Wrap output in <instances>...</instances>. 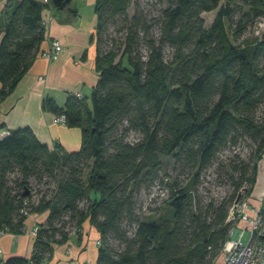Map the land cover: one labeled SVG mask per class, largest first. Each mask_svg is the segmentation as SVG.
<instances>
[{
  "label": "trees",
  "instance_id": "16d2710c",
  "mask_svg": "<svg viewBox=\"0 0 264 264\" xmlns=\"http://www.w3.org/2000/svg\"><path fill=\"white\" fill-rule=\"evenodd\" d=\"M133 2L95 1L98 78L89 98L42 101L43 111L80 129V147L50 148L27 126L0 137V233L20 234L28 216L47 212L30 256L0 264H46L85 221L99 234L95 264H213L229 239L230 210L240 190H252L264 153V0H166L150 19L137 2L129 16ZM46 7L5 0L0 103L41 52ZM211 11L205 26L201 14ZM110 27L120 41L109 37ZM248 27L255 36L239 41ZM244 139L252 143L246 160H219ZM165 158L178 173L156 185L168 196L157 215L141 219L136 195L158 178ZM212 166L233 192L204 201L200 178Z\"/></svg>",
  "mask_w": 264,
  "mask_h": 264
},
{
  "label": "crops",
  "instance_id": "0c3cea01",
  "mask_svg": "<svg viewBox=\"0 0 264 264\" xmlns=\"http://www.w3.org/2000/svg\"><path fill=\"white\" fill-rule=\"evenodd\" d=\"M42 2V0H39ZM96 0H68L57 9L52 0L42 13L45 39L40 51L46 50L53 39H58L63 51L50 61L37 56L12 93L0 103V131L29 127L39 141L53 148L60 144L68 151L81 144V131L53 123V115L42 110L45 98L62 106L68 94L79 92L89 98L98 74L95 69V44L92 37L96 28ZM43 3V2H42ZM5 0H0V14ZM264 197V153L257 164L256 181L247 199L261 205ZM47 212L27 217L20 234L0 233V259L12 256L29 257L35 234L32 229L45 221ZM99 234L85 221L68 240L54 248L46 264H95Z\"/></svg>",
  "mask_w": 264,
  "mask_h": 264
},
{
  "label": "rangeland",
  "instance_id": "374dc122",
  "mask_svg": "<svg viewBox=\"0 0 264 264\" xmlns=\"http://www.w3.org/2000/svg\"><path fill=\"white\" fill-rule=\"evenodd\" d=\"M42 2L43 4H46L47 6H49V0L47 2H44L42 0ZM135 2L138 3L139 9L142 10L144 13H146V16L148 19L157 17L160 9L166 6V0H134V2L130 5L128 9L129 16H131L134 12ZM201 16L204 19L205 26H209L215 16V11L204 12L201 14ZM262 22L264 23V20H262ZM42 24L43 26H45L43 22ZM153 32L155 34L157 33L156 27L153 29ZM108 33H109L110 38L115 39L116 41L121 40L122 35L121 33L118 34L116 32V27H110ZM254 36H255L254 28L248 27L245 33L239 39V41H241L243 38H251ZM142 51L143 53H145L144 49ZM41 52L39 56H41ZM170 55H171V49L169 48L164 49V56L167 58ZM258 115L262 117L264 116L263 106L258 109ZM55 124H61V123H55ZM135 138H137V134L131 133L128 140L134 141ZM251 146H252V143L249 140L244 139L238 144V146L235 149L228 147L225 150H223L218 156L219 160L224 163H227L229 159L232 158L233 155H238L240 159L246 160L249 156ZM177 173H178V170L173 169L172 161L169 158H165L164 159V169L161 173L158 174V178L152 184L148 186H144L142 189H140L139 193L136 195V213L139 215L141 219H145V218L157 215L158 209L163 207L168 196L165 195L162 192V189H160L156 185L159 184V185L164 186L167 179L170 178L172 180L173 178L176 177ZM187 177H188V173L185 172L181 174L179 179H181L184 182L187 179ZM200 183L201 185L199 186L198 193L200 194V196H203L202 198L204 199V201L208 200L209 197L220 199L221 197L228 196L229 194L233 192L232 186L229 183V179H227L226 177V173H224V171L218 172L215 166L210 167L204 173H202L201 178H200ZM153 185L154 187H152ZM47 187H51L50 182L38 184V186L33 188V190L44 191ZM248 194H246V190L243 191L239 201H244V200L248 201L247 199ZM251 205L254 206V208L260 207L259 205H255V204H251ZM234 210L232 211V213L229 214V219L234 220V226L230 231L229 239L237 238L242 232V230L247 229L248 227L247 221L249 220L246 221V220H241V219H235L236 216L233 214ZM253 214H254L253 212H248V215L250 217H252ZM262 226L264 228V222ZM127 229L130 231L132 230V228H128V227ZM31 233H33V229ZM247 238H248V235L246 233L243 237V241H246ZM223 258H224V254H223V251H221L219 256L214 260L213 264H223Z\"/></svg>",
  "mask_w": 264,
  "mask_h": 264
},
{
  "label": "built area",
  "instance_id": "2783aa9c",
  "mask_svg": "<svg viewBox=\"0 0 264 264\" xmlns=\"http://www.w3.org/2000/svg\"><path fill=\"white\" fill-rule=\"evenodd\" d=\"M43 1L47 2L48 0ZM260 26L262 27L263 23ZM62 51L61 42L58 39H53L50 46L41 52V57L53 61L58 58ZM74 94L79 98L82 97L79 92ZM53 122L65 125V120L62 116H53ZM5 134H8V131H1L0 137ZM259 206V208H254L249 201L244 200L235 203L231 208L230 213L235 209L233 212L236 216L235 219L249 221H247V229L242 230L237 238H230L225 242L222 248L224 254L223 264H264V228L262 226L264 222V197ZM248 212H253V216L250 217ZM35 231L36 227L33 228L34 234ZM246 233L248 238L243 241Z\"/></svg>",
  "mask_w": 264,
  "mask_h": 264
},
{
  "label": "water",
  "instance_id": "95a60500",
  "mask_svg": "<svg viewBox=\"0 0 264 264\" xmlns=\"http://www.w3.org/2000/svg\"><path fill=\"white\" fill-rule=\"evenodd\" d=\"M67 1L68 0H52V2L54 3V5L56 6L57 9H62ZM243 191H245V189H242L239 192V194L235 200V203H237L240 200Z\"/></svg>",
  "mask_w": 264,
  "mask_h": 264
}]
</instances>
